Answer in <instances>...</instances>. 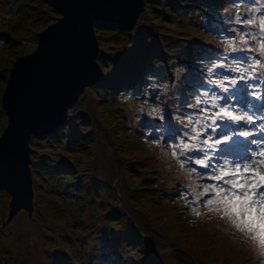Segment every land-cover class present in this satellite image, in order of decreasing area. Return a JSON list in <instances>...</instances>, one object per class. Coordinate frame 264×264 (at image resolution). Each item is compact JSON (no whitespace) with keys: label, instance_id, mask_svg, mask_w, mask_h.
I'll return each instance as SVG.
<instances>
[{"label":"rangeland","instance_id":"rangeland-1","mask_svg":"<svg viewBox=\"0 0 264 264\" xmlns=\"http://www.w3.org/2000/svg\"><path fill=\"white\" fill-rule=\"evenodd\" d=\"M146 1L147 9L132 32H97L99 47L106 52L101 59L105 86L93 83L86 88L66 123L63 141L50 136L32 139L31 163L39 174L33 182L32 214L22 209L9 221L11 197L0 186V264H96L95 256L108 264H116L118 257L131 264L135 256V264H264V255L251 240L205 207L201 215L193 214L189 201L181 195L186 189L194 199L204 184L213 181L190 173L196 165L180 168L170 149L162 151L176 133L172 132L169 139L161 126L172 123H165L167 110L176 106V98L170 95L180 94L186 84L188 68L183 60L207 35L192 25L185 11L195 8L189 0ZM231 1L211 2L223 5L222 10L233 21L228 27L234 31L223 43L224 48L233 37L240 45L242 32L255 35L264 13V0H236L237 11L228 5ZM59 15L48 0H0V133L7 125L2 99L14 61L36 48L39 33ZM237 15L242 20L253 18L256 24L241 26L236 23ZM102 26L108 28L109 23ZM221 53L227 58L224 65L234 54L230 50ZM252 56L260 58L258 52L248 53V58ZM189 71L198 75L196 70ZM225 72L229 76L239 74L229 69ZM244 82L254 85L247 79ZM147 84L163 89L155 91L156 98L148 96L151 105L147 107L149 125L165 133L159 146L152 143L153 138L145 137L141 126L146 107L142 93ZM239 87L230 86L235 92ZM212 89L215 87L210 82L199 89L185 86V94L196 106L192 115L205 106H198L197 98ZM224 95L232 97L229 92ZM152 109L162 112L153 113ZM161 114L163 120L158 118ZM188 116L183 118L186 123L175 126L180 130L178 140L186 139L185 130L190 132L185 127ZM224 131L235 134L236 139L245 130L231 129L230 125ZM44 173L49 176L45 186L41 184ZM192 187H196V194ZM122 200L141 231L136 230L126 211L118 208ZM251 248L253 255L247 252Z\"/></svg>","mask_w":264,"mask_h":264},{"label":"water","instance_id":"water-1","mask_svg":"<svg viewBox=\"0 0 264 264\" xmlns=\"http://www.w3.org/2000/svg\"><path fill=\"white\" fill-rule=\"evenodd\" d=\"M48 1L60 15L39 33L36 48L14 61L2 99L7 125L0 133V186L11 197L9 221L34 209L32 138L66 124L86 88L105 77L96 24L114 23L130 33L147 9L145 0Z\"/></svg>","mask_w":264,"mask_h":264},{"label":"snow or ice","instance_id":"snow-or-ice-1","mask_svg":"<svg viewBox=\"0 0 264 264\" xmlns=\"http://www.w3.org/2000/svg\"><path fill=\"white\" fill-rule=\"evenodd\" d=\"M259 10V9H257ZM237 24L251 26L256 24L253 18L241 19L236 17ZM236 37L229 39L225 51L248 53L258 52L260 58L252 56L245 66L240 61L234 65H228L230 72H238V76L224 75L222 79H215L210 83L215 84L219 89L205 91L203 98H197V105L200 107L199 113L187 117V125L190 132H184L185 138H180L176 143H168L162 151L171 150V155L177 160L180 168L193 164L190 173H197L202 177L213 181L204 184L202 190L196 194V187H192V193L196 194L192 203H202L209 212L217 214L237 231L242 233L246 239L253 242L258 247L261 255H264V141L258 145V150L251 155L245 154L236 160L225 158L222 163H213L217 152H228L235 140V134L230 136L226 129L232 124L241 121L253 123V116L238 114L234 106L229 103L231 96L224 95L229 91V87L236 88L238 82L260 81L264 78V15L260 17L258 29L255 35L251 32H242L239 36L240 45L235 44ZM256 41L250 44L248 41ZM215 67H225L223 62ZM248 85L245 84V87ZM235 91L232 93L234 96ZM259 97V93H254ZM223 101V103H221ZM153 113H161L160 109H152ZM161 120L164 116L161 114ZM264 119V117H262ZM162 128L165 126H161ZM220 131H217V130ZM260 131L264 132V123L260 125ZM157 139L152 143L159 144L165 133L156 131ZM248 137L252 133L241 131L238 134ZM216 138H213V137ZM203 137V139H202ZM172 137L169 136V139ZM251 143H256L251 141ZM202 153V155H197ZM258 158V159H257ZM198 168L205 170L198 172ZM192 211L201 215L197 207Z\"/></svg>","mask_w":264,"mask_h":264},{"label":"trees","instance_id":"trees-1","mask_svg":"<svg viewBox=\"0 0 264 264\" xmlns=\"http://www.w3.org/2000/svg\"><path fill=\"white\" fill-rule=\"evenodd\" d=\"M146 1V0H145ZM147 2V1H146ZM186 2V1H185ZM188 2H191L194 4V9H186L185 11L187 12L189 19L192 23L193 26H197L199 28V30L201 32H203V35L206 37V39L201 38V40L203 41L201 45H196L193 46L192 49L189 52V55L183 60V65L187 66L188 71L187 73H185V80L186 82L190 79V77H192L193 75L190 73L189 70H196L198 71L200 74H203L204 72L208 71L209 69H212L211 66L213 67L215 64L217 63H221L222 61L219 60V55L221 54L222 51H224L226 48H224L223 43L226 41V39L224 38L226 34H224V28H228L230 32L234 31V27H228V25H232L233 21L232 19L229 17V14L224 13V10H222V7L216 6L214 5L212 2V0H189ZM236 0L229 2V6L231 5L233 7V11H237V9L235 8L236 6ZM173 12V11H172ZM240 13V12H239ZM264 15V13H263ZM47 19V18H46ZM99 23V26H98ZM96 24V31L98 33L100 29L104 30L101 31L102 33H112L113 35H122L124 32H122L120 30V28L114 24V23H109L108 28H104L102 26L103 22H98ZM100 24L102 27H100ZM229 25V26H230ZM241 26H243V24H241ZM239 29H241V27H239ZM222 33V34H221ZM125 34V33H124ZM153 45H155V43H153ZM153 47V46H152ZM100 58L98 57L97 60L100 63V65L102 66L104 72L105 71V67H103V64H101V59L103 57H105L104 55H101V53H99ZM186 68V69H187ZM184 80V82H185ZM105 81H106V75L104 77L103 80L97 82V83H101V88L103 86H105ZM189 85V84H185ZM147 87L144 89V93H142L143 95L146 96H154L155 98L157 97L155 91L157 89L163 90L161 88H159L160 86H153L151 87V84H147ZM185 86L183 85V87L185 88ZM184 88L182 90V94L184 95ZM179 88L176 86L175 90H178ZM141 94V93H140ZM177 94L176 92H174L173 95H170L172 97H175ZM82 96V95H81ZM160 96V95H158ZM148 98H146V103L144 102V104L146 105L145 108H143L142 112H143V119H141V126L143 129V133L144 135H146L145 137L150 139V138H157L153 135V132H155V128L152 126H144L146 123H148V119L146 118V115L148 114V109L147 108L150 104ZM74 111V108L72 110H70V115L72 114V112ZM168 112H166L167 114ZM165 114V115H166ZM169 115V114H168ZM170 120H172L174 123H177V120L174 118H171ZM165 123H166V119H165ZM67 124H64L63 126H61L54 134L50 135V138L55 139L56 141L60 140L63 141V138L65 137V129H66ZM166 130L168 129V126L165 127ZM187 130H185L186 132ZM153 135V136H152ZM33 140L35 139L34 137L32 138ZM31 145H32V140H31ZM33 149V145L31 146ZM31 158H32V154H31ZM175 159V158H174ZM37 166H32L31 163V171H32V176H33V182L36 179L35 175H39L36 172V168ZM35 171V173H34ZM57 171V170H56ZM61 170L58 171V174H61ZM43 179H41V184L45 186V178L48 179L49 176L47 173H44L43 175ZM179 182V181H178ZM180 184L177 183V187ZM122 194V193H121ZM182 197L183 199H186V202L189 201L188 207H190L189 209L190 212H192L193 214H195L192 211L193 207H197L198 211H204V206L202 203H192V201L194 200L191 197V192L186 191V189L184 191H182ZM190 198V199H189ZM119 200V199H118ZM118 208H120L122 211H126L125 214L126 216H128L131 221L134 223V226L136 228V230L138 229L139 231H141V227L140 225L137 223V220L135 219L134 215L132 214V212L130 210H128L127 208H125L124 204H123V200L118 201ZM200 209V210H199ZM189 211V210H188ZM137 230V231H138ZM150 240V235L149 238L146 239V241ZM109 246V245H108ZM105 247H107V245H105ZM138 256H135L133 259H131V264H135L136 262L134 261ZM121 258V257H119ZM96 264H106V262L104 261H100V257H94ZM122 259L124 260V258L119 259L121 261V263H125V260L122 261ZM127 262H130V260Z\"/></svg>","mask_w":264,"mask_h":264},{"label":"bare ground","instance_id":"bare-ground-1","mask_svg":"<svg viewBox=\"0 0 264 264\" xmlns=\"http://www.w3.org/2000/svg\"><path fill=\"white\" fill-rule=\"evenodd\" d=\"M252 146H253V145H249V149H252Z\"/></svg>","mask_w":264,"mask_h":264}]
</instances>
